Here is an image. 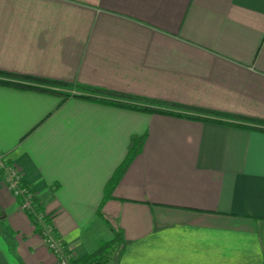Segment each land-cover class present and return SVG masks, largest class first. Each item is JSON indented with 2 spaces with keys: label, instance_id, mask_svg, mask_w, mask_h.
<instances>
[{
  "label": "crops",
  "instance_id": "1",
  "mask_svg": "<svg viewBox=\"0 0 264 264\" xmlns=\"http://www.w3.org/2000/svg\"><path fill=\"white\" fill-rule=\"evenodd\" d=\"M0 73L201 118L0 84V156L68 264H264V0H0ZM21 206L0 172V264H58Z\"/></svg>",
  "mask_w": 264,
  "mask_h": 264
},
{
  "label": "trees",
  "instance_id": "2",
  "mask_svg": "<svg viewBox=\"0 0 264 264\" xmlns=\"http://www.w3.org/2000/svg\"><path fill=\"white\" fill-rule=\"evenodd\" d=\"M5 74L0 73V84L5 85L11 88L16 89H37L41 91H47L52 92L54 94L62 96L64 99L68 97H75L78 99L83 100H89L100 104H107L110 106H115L118 108H124L129 109L133 111L143 112V113H155V114H161V115H168V116H174V117H182V118H188V119H198L201 120V118H196L194 116H190L187 114H183L180 110H187L184 106L179 105H171L166 103H160L151 101L148 99H142L137 97H131V96H118L113 93H109L103 90L90 88V87H78L80 89V92L84 93L82 94H70L67 92H60V91H54L52 87L59 88H67V85H59L55 82H48V81H40L35 80L28 77H15V78H5ZM37 82V83H36ZM34 84V85H33ZM39 85V86H38ZM44 86V88L40 87ZM165 107H171L175 109L173 110H167ZM141 145V140L136 141L135 145H132L125 160L123 163L115 170L113 176L108 181L105 192L110 193L114 186L119 181L120 177L124 173V171L127 169L133 158L136 156L139 147ZM35 201V200H34ZM33 201V202H34ZM34 206L38 209V205L36 202H34ZM104 247H102L99 251H96L95 253L85 256L82 259L74 262L73 264H101L103 261L102 253H103Z\"/></svg>",
  "mask_w": 264,
  "mask_h": 264
},
{
  "label": "built area",
  "instance_id": "3",
  "mask_svg": "<svg viewBox=\"0 0 264 264\" xmlns=\"http://www.w3.org/2000/svg\"><path fill=\"white\" fill-rule=\"evenodd\" d=\"M0 172L2 173L3 185L12 193L15 198L22 199V208L27 210H33V195L25 187L20 185L21 175L18 170L12 165L5 163L0 156ZM43 238L45 239L48 249L55 257L58 264H68V257L62 251L59 243L55 240L50 232L42 228Z\"/></svg>",
  "mask_w": 264,
  "mask_h": 264
},
{
  "label": "rangeland",
  "instance_id": "4",
  "mask_svg": "<svg viewBox=\"0 0 264 264\" xmlns=\"http://www.w3.org/2000/svg\"><path fill=\"white\" fill-rule=\"evenodd\" d=\"M12 195V193H11ZM13 196V195H12ZM14 197V196H13ZM35 200L34 196H33V201ZM36 202V200L34 201ZM34 205V204H33ZM22 208V206H21ZM22 210L26 211L29 215H31L33 217V223L35 225H37V227H39V234L40 236L42 237L43 234H42V229L40 230V227L42 226V220L46 222V219L47 218L44 213H42L41 211H39V209H36L35 206H33V210H27V209H24L22 208ZM45 229L47 230V232L49 231L46 227ZM104 249H103V253H102V258H103V262L101 264H113V260H114V254H116L115 252L117 251L118 249V244L115 245V249H112V244L111 243H107L105 245H103ZM116 250V251H114Z\"/></svg>",
  "mask_w": 264,
  "mask_h": 264
}]
</instances>
